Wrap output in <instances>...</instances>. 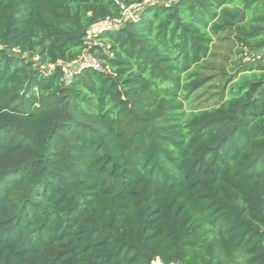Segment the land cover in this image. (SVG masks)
Here are the masks:
<instances>
[{"label": "trees", "instance_id": "trees-1", "mask_svg": "<svg viewBox=\"0 0 264 264\" xmlns=\"http://www.w3.org/2000/svg\"><path fill=\"white\" fill-rule=\"evenodd\" d=\"M145 1L0 0V264H264V0Z\"/></svg>", "mask_w": 264, "mask_h": 264}, {"label": "built area", "instance_id": "built-area-1", "mask_svg": "<svg viewBox=\"0 0 264 264\" xmlns=\"http://www.w3.org/2000/svg\"><path fill=\"white\" fill-rule=\"evenodd\" d=\"M148 1L149 0H146L144 3H147ZM160 1H164V0H160ZM136 8H138V5H133L129 8L122 7L124 13H129L131 10H134ZM120 24H121V20L106 21L102 23L97 29L88 30L86 32V37L84 39V45L89 48L93 37L97 36L101 32L112 30ZM34 60L36 61L37 59L34 58ZM57 65L60 67V71L62 73V80L66 84H69L70 81L73 79L74 75L81 72L85 68L88 67H92L95 69L99 68L98 62L89 54H87L86 51L76 61L70 63L58 62ZM54 68H55L54 65L39 66L40 71H42L45 76L50 74L54 70Z\"/></svg>", "mask_w": 264, "mask_h": 264}, {"label": "rangeland", "instance_id": "rangeland-1", "mask_svg": "<svg viewBox=\"0 0 264 264\" xmlns=\"http://www.w3.org/2000/svg\"><path fill=\"white\" fill-rule=\"evenodd\" d=\"M130 16H133V12H129V13H127V17H130Z\"/></svg>", "mask_w": 264, "mask_h": 264}]
</instances>
